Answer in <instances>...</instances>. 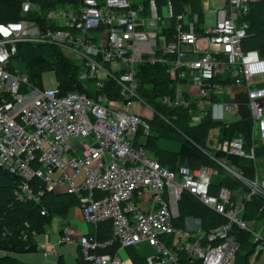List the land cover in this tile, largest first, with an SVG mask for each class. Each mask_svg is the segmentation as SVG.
Instances as JSON below:
<instances>
[{
    "label": "built area",
    "instance_id": "obj_1",
    "mask_svg": "<svg viewBox=\"0 0 264 264\" xmlns=\"http://www.w3.org/2000/svg\"><path fill=\"white\" fill-rule=\"evenodd\" d=\"M146 1L149 18L143 16L144 4L134 0H83L48 11L46 25L28 20L0 25V169L19 178L17 198L21 201H39L42 190L34 191L30 183L38 179L46 192L64 187L73 195L86 222L111 223L112 236L105 242L85 236L75 240L86 264H122L116 253H97L115 241L120 248L147 243L155 253L146 258V264H236L240 245L230 234L232 226L249 232L255 243L263 241L260 232L241 215L244 202L252 195L264 198V183L259 185L256 172L255 178L246 179L223 159L215 160L248 190L235 203L236 194L225 187L216 195L209 194L212 171L208 167L181 166L176 172L162 167L137 141L148 135L149 127L134 110L137 105L146 106L136 91V68L146 62L166 64L177 87L180 81L190 79L201 115L205 102L221 90L214 81L215 71L225 70L234 85L244 88L253 128L257 126L258 138L264 141V84L250 83L251 78L264 76V57L242 50L247 24L238 23L249 3L259 0H224L203 38L195 30L196 16L186 19L177 15L174 40L163 41L160 47V14L155 0ZM164 8L171 18L172 3L167 1L161 12ZM32 9L36 7L23 0L21 12L27 14ZM20 42L55 45L77 54L82 67L79 79L86 93L61 95L57 84L49 89L19 91L22 84L27 85V77L18 69L8 72L7 65ZM207 46L217 49L208 50ZM112 62L119 63L115 72L105 67ZM90 80L92 90L86 85ZM108 80L115 83L117 98L101 93ZM163 101L170 107L188 106L179 94ZM213 108L217 109L212 117L222 119L221 113L233 106L214 104ZM192 121L199 123L200 118L193 116ZM218 150L255 160L254 146L245 151L241 137L222 142ZM54 171L60 173L55 180ZM79 175L83 179L75 184L73 180ZM96 191L102 193L99 199L93 198ZM183 192L225 218L226 223L209 231L198 228L193 236L188 230L176 229L174 221L180 216ZM142 203H147L146 210ZM40 214L46 215L45 209ZM173 234L178 236L177 243L166 246L163 239ZM73 240L65 229L60 242Z\"/></svg>",
    "mask_w": 264,
    "mask_h": 264
},
{
    "label": "trees",
    "instance_id": "obj_2",
    "mask_svg": "<svg viewBox=\"0 0 264 264\" xmlns=\"http://www.w3.org/2000/svg\"><path fill=\"white\" fill-rule=\"evenodd\" d=\"M35 9L27 14L21 12L23 0H0V24L8 22L17 23L20 20H28L46 25L45 14L63 5H78L83 0H28ZM167 1L172 3L173 16L170 18L174 23L177 15H185L186 19L193 16L201 18L202 0H155L157 9L166 5ZM147 4V2H145ZM239 24L246 23V36L241 40V48L244 52L256 51L259 57H264V0L249 3L247 12L239 16ZM171 31V30H167ZM170 33V32H167ZM165 35V31H163ZM169 42V41H168ZM16 54L7 65V71H13V66L18 65L20 72L27 77V85L22 84L19 91L27 93L31 88L42 90L41 77L45 72L54 73L55 81L61 95L68 92L86 93L83 83L79 79L82 67L79 61H73L66 57L63 51L49 44H38L20 42L17 44ZM136 80L138 83L137 94L144 103L153 110V118L146 121L149 131L144 139V148L148 150L162 167L176 172L179 167L186 166L190 169L209 167L213 160L205 153L209 130L219 126L220 143L237 137L244 142V150L249 151L253 146L252 122L250 114L240 121L230 125H219L218 123H201L194 127L188 126V109L182 107H170L164 103L165 97L173 98L176 86L170 79L169 68L166 64L152 65L144 63L137 66ZM93 81H86L92 87ZM102 94L110 98H117L118 90L112 80L104 83ZM174 99V98H173ZM169 116L172 120H167ZM183 124L181 130L175 129L179 123ZM159 128H157V127ZM153 127H155L153 129ZM153 129V134L150 131ZM141 132H139V135ZM141 138H138L139 141ZM142 145V144H141ZM255 158H264V144L254 148ZM220 160L225 159L227 165L236 166L246 179H252L255 175V162L248 159L226 155L220 151L213 154ZM243 161V165L241 161ZM248 164V165H247ZM31 188L42 190V197L38 202L21 201L17 198L19 178L0 169V251L8 254L31 253L36 250L33 242V234L39 233L46 224L48 215L62 214L63 211L56 209V203L60 197H56L44 190L43 184L38 179L33 180ZM225 187L237 196L248 192L240 181L235 180L228 174L218 182V185L210 184L209 194L216 195L219 188ZM235 198V197H234ZM233 198V201H234ZM77 201V200H76ZM78 204V201H77ZM45 209L46 216L40 214ZM180 216L177 220L181 225V218L185 216H198L202 220V230L209 231L212 228L226 223L225 218L205 208L199 201L187 192L181 194L179 201ZM242 219L248 223L253 222L257 227L261 225V236L263 241L253 242L249 232L231 227L230 234L235 237L241 247L245 244L251 245L252 252L255 245L264 244V198L254 194L250 200L244 202ZM111 229L110 222H104ZM179 225V224H178ZM107 227V228H108ZM106 252V251H104ZM240 252V251H239ZM246 253V259L250 253ZM113 254V253H110ZM239 254V253H238ZM0 264H16L10 257L0 258ZM196 264H200L196 262Z\"/></svg>",
    "mask_w": 264,
    "mask_h": 264
},
{
    "label": "crops",
    "instance_id": "obj_3",
    "mask_svg": "<svg viewBox=\"0 0 264 264\" xmlns=\"http://www.w3.org/2000/svg\"><path fill=\"white\" fill-rule=\"evenodd\" d=\"M207 1L208 0H202L201 7H202V3L204 6H206ZM215 1L220 4V6H219L220 8L223 7L224 0H215ZM142 4H144L143 5L144 6L143 16L145 18H149L150 17V11H149L150 9H148L149 8L148 3L147 4L142 3ZM219 7H217L216 9H210L206 13H203V8H202L201 18L196 17L197 21L198 20L199 21L195 23V30H196L197 36L199 38H203V36L205 35V30L214 25L217 11L220 9ZM161 9L157 10L158 13L160 14L159 15L160 21L157 23V26L160 29V32L157 35V45L159 47L163 44V41L164 42H168V41L170 42V41L174 40L175 24H176V21H174V23H173L170 18H169V22H165L164 21V15H163V12H161ZM200 21H202V22L204 21V28L197 25ZM5 24H12V23L8 22ZM0 25H2V24H0ZM167 30H171V31H167ZM163 31H165V35L163 34ZM167 32H170V33H167ZM200 44H201V46H204L203 41H201ZM207 49L208 50L217 49V47L216 46H212V47L207 46ZM217 58L220 59V57H217ZM214 81H215V83L220 85L221 90L217 93H214L213 96L211 97V99L208 100L207 102H205L206 110H205V113L203 115H201L200 112L198 115H196V113H195L196 109H197L196 101H195V99H196L195 89L193 86L190 85L191 89L188 90V86H187L188 80H184L182 82L180 81L178 87H177L176 83L173 81L175 86H176V92H175V96L173 98H175L179 94V96L182 97L188 105L187 107L186 106H181V107L184 109L187 108L188 114L190 116H195V117L200 118L199 123L191 124V125H189L190 127H194L195 125H197V124L199 125L201 123H218L219 125L227 126V125H230L232 123L240 121L242 118L246 117L249 114V110L247 107V101L248 100H247L244 88L241 86L234 85L232 80L230 79L228 73L225 70H219V69L216 70ZM180 87H182L181 91H180ZM221 97H222V99H224L225 104H230L233 106V108L231 111L222 112L221 113L222 119L218 118V115H215L216 118L215 117L213 118L212 115L215 113V111L217 109V108L214 109L213 105L214 104H220V98ZM190 98H195V99H193L190 102L189 101ZM145 107H147V108H145ZM134 110H135V112H137L141 116L142 120L145 123H146V121L151 120L153 118V110L147 105L144 107L137 105V106H135ZM225 113L226 114L229 113L231 115V117L233 116L234 118L232 120H229L228 118L225 117V115H224ZM212 131H216V134H215V136L213 135V138L210 137V134ZM253 131H254V128L252 125L251 142L255 148L256 146H255L254 140H253ZM219 136H220L219 126L217 125V126L211 128L209 130L208 141H207L206 149H205V153L208 154L207 156H209L213 160V165L217 164L218 166H220V165L214 160L216 158L213 157V154L217 153L219 151L218 146L221 144L219 141ZM144 139H145V137L144 138L141 137V139L139 140L143 143V145H144ZM262 143H264V142H262ZM260 159L262 161V167H263V173H264V158H260ZM223 160L225 161V159H223ZM256 160H257V157L254 160L255 168H256ZM213 165L208 167L211 169L212 175L215 174V172L213 170L214 169ZM232 168H233V166H232ZM255 172L257 173L256 169H255ZM212 175L210 178V184H214V183H212V180H211ZM59 177H60L59 171H54L53 179L55 180V179H58ZM82 179H83L82 175H79V176H76L74 178L73 182L75 184H79L82 181ZM214 185H216V184H214ZM51 194L56 196V197H60L56 203V209H58L59 211H63L64 215H62V214L48 215L47 216L48 217L47 222L43 226L41 231L39 233L33 234V242L36 245V250L34 252H31V253L38 252V247H40L39 249H40L41 253L39 255H35V254L32 255L30 257V262H27L23 259L19 260V259L15 258V256H13V255H19V254H8V253H5L3 251L2 252H3L4 256H1L0 258L8 256L11 259H13V261H16V264H42L43 259H41V257L42 258H49V256H53V257H56L57 263L61 264L65 260L63 257V254L69 255V253L75 252L74 264H86V263H84L83 260H81L80 247L78 246V244L75 243V240H77L79 237L85 236V237L90 238L96 242L102 243V242H105L111 238L112 229H109L107 224L104 223V222H108V221H102V222H97V223L86 222L83 219L81 208L77 204L78 200L73 195L67 194L64 187H57L53 192H51ZM101 196H102L101 192L96 191L93 193L94 199H99ZM135 202H137V201L135 200ZM141 207H142V209L146 210L147 209V203H142ZM208 210H210V209H208ZM210 211H212V210H210ZM177 220L174 221V226L176 229H181V230L190 229V230H193V232H196L195 230H197L198 228L202 229V220L198 216L190 215V216H185L183 219L181 218V225H180V223L177 222ZM251 224L253 225V227L256 231L260 232L261 227H262L261 225L258 228L257 225H255L253 222H251ZM65 229H68L70 236L72 238H74L73 242H71V243L60 242L61 238L64 236V230ZM53 230H54V232H57V233H50V231H53ZM188 232L191 236L195 235L191 231H188ZM42 236H44V237L42 238ZM51 240H53V242H51ZM177 241H178V236L175 234L163 239V242L166 244V246H173L177 243ZM60 245H67V248H69V249H66L64 247H60L59 252L57 253V251L55 250V247L60 246ZM135 248L136 247L120 248L119 244L115 241L110 247H108L106 249L97 250V253H99V254H101V253H108V254L113 253V254H115L116 253L118 256H119V254L124 253L125 255H127V258L124 257V259L122 260V264H146V258L140 257L139 254L135 251ZM73 249H74V251H73ZM250 250H251V247H249V250L246 251V253H248ZM104 251H106V252H104ZM31 253H29V254H31ZM22 254H27V253H22ZM182 263H184V261H182ZM68 264H71V261H69Z\"/></svg>",
    "mask_w": 264,
    "mask_h": 264
},
{
    "label": "rangeland",
    "instance_id": "obj_4",
    "mask_svg": "<svg viewBox=\"0 0 264 264\" xmlns=\"http://www.w3.org/2000/svg\"><path fill=\"white\" fill-rule=\"evenodd\" d=\"M134 2H135V4L136 3L142 4V3H145L146 0H134ZM219 6H220V4L217 3L215 0H208L206 6H204L203 3H202L203 13L208 12L210 9H216ZM162 12H163V15L165 16L164 17V21L165 22H169V18L167 17V10L164 8ZM8 25L9 24H5V25L2 24V26H5V27H7ZM197 25H199L200 27L204 28V21L203 22L200 21ZM63 53H64V55L66 57H68L69 59H71L73 61L74 60L78 61L80 59V57L77 54H75L74 52H72L69 49H63ZM11 66H13V71H11V72H15V70H17V69L20 70L19 69L20 67L18 65H14L13 63H11ZM105 67L108 70H111L112 72H115V69L116 70L119 69V63L118 62H112L110 64H106ZM250 83L252 85H255V86L257 84H264V76L253 77V78H251ZM55 85H56V81H55V76H54L53 72L48 71V72H45L44 74H42V77H41V88L49 89V88H53ZM86 85L90 87V90H92V87L90 85H88L87 83H86ZM190 85L192 86V82H191L190 79H188V84H187L188 90L191 89ZM181 88L182 87H180V91H181ZM193 99H195V98H190L189 101L191 102ZM220 104H225L224 103V99H222V97L220 98ZM145 108H147V107H145ZM195 113H196V115L199 114L198 109H196ZM224 115L229 120H232L234 118L233 116L231 117V115L229 113H227V114L225 113ZM166 118H167V120L172 122V120H171V118L169 116H166ZM192 120H193V116L188 115V121H189L188 122V126L193 124ZM173 126H175V129L177 131H179L183 127V124L180 122L178 126H176V125H173ZM154 128L155 127H153V129ZM157 128H159V127H157ZM153 129L150 131L151 134H153ZM215 134H216V131H212L211 134H210V137L213 138V135L215 136ZM253 140H254V144H255L256 147H258L260 144H264V143H262L264 141H262V140H260L258 138L257 126L254 127ZM243 161L244 160L241 161L242 165L244 164ZM249 161L250 160H248V162ZM213 166H214L213 170H214L215 174L212 175V179L211 180H212V183L217 185L218 182L220 180H222L223 177H225L227 172L225 171L224 168H222L221 166H218L217 164H215ZM233 169L235 171L239 172L240 168L236 167V166H233ZM256 171H257L258 183H259V185H262L264 183V173H263L262 161H261V159L259 157H257V160H256ZM253 178H255V177H253ZM240 195L243 196L244 193L241 191ZM237 201H238V196L236 194V197L234 198V202L236 203ZM187 230L193 232V230H190V229H187ZM195 231L197 232V230H195ZM196 232H193V233L196 234ZM50 233H57V232H54V230H53V231H50ZM43 237L44 236H42V238ZM51 242H53V240H51ZM60 247H64L66 249H69V248H67V245L56 246L55 250L57 251V253L59 252V248ZM135 247H136L135 251L139 254L140 257H143V258H148V257L152 256L155 253L153 248H151L147 243H141V244L136 245ZM249 247H251L250 244H245L243 247H241V250H240V252H239V254L237 256V259H236V264H264V244L255 245L253 251L249 252L250 254L248 255V257L246 259L245 255H247L246 251L249 250ZM39 248L40 247H38V252H36V253L19 254V255H13V256H15V258H17L19 260L23 259V260H25L27 262H30V257L32 255H34V254L35 255H39L41 253ZM73 251H74V249H73ZM74 255H75V252L69 253V255L63 254V257H64L65 260L61 264H68L69 261H71V264H74V257H75ZM1 256H4L2 251H0V257ZM124 257L127 258V255H125L124 253L119 254V256H118V258H119V260H121V262L124 259ZM41 259H43V263L42 264H58L57 260H56V257H53V256H49V258H42L41 257Z\"/></svg>",
    "mask_w": 264,
    "mask_h": 264
}]
</instances>
